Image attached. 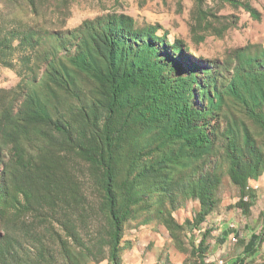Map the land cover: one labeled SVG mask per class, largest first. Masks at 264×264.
I'll use <instances>...</instances> for the list:
<instances>
[{
	"label": "rangeland",
	"instance_id": "1",
	"mask_svg": "<svg viewBox=\"0 0 264 264\" xmlns=\"http://www.w3.org/2000/svg\"><path fill=\"white\" fill-rule=\"evenodd\" d=\"M247 1L260 12L259 19L241 4ZM115 13L133 16L140 31L156 27L171 51L172 44L181 40L182 51L167 59L179 65L181 75L192 71L199 81L215 76L219 88L233 73L236 50L252 54L264 50V0H204L201 7L197 0H0L1 163L10 160L3 130L12 121L21 129L20 141L28 158H38L46 143L58 139L50 125L24 128L19 121L30 96L45 115L70 125L78 137L94 138L102 125V88L72 65L70 55L76 51L78 30L86 22ZM196 96L200 108L210 106L207 97L199 99L198 88ZM213 116L215 130L230 122L243 136L248 128L249 145L264 161V131L240 105L225 99ZM157 131L155 126L136 123L130 132L131 145L148 151L155 145ZM243 145L247 146L245 137ZM189 154L185 169L173 174L175 183L167 192L151 185L143 187V200L131 206L124 225L122 264H193L202 257L207 264H264V171L249 181L248 193L256 199L246 212L237 204L241 189L230 177L219 139L210 152ZM56 157L78 193L64 194L59 189L48 201L20 213L14 227L15 239L22 245L19 264H111L110 229L99 185L102 169L71 149L57 151ZM205 171L219 175L221 183L213 210L199 228H193L189 221H194L202 206L183 184L189 185ZM126 174L127 165L120 181ZM171 217L181 227L170 230L166 221ZM209 229V248L202 254L199 243ZM3 231L0 220V236ZM254 246L257 251L247 254Z\"/></svg>",
	"mask_w": 264,
	"mask_h": 264
},
{
	"label": "trees",
	"instance_id": "2",
	"mask_svg": "<svg viewBox=\"0 0 264 264\" xmlns=\"http://www.w3.org/2000/svg\"><path fill=\"white\" fill-rule=\"evenodd\" d=\"M203 2L197 0L198 6ZM241 4L254 18L261 17L250 1ZM156 31L152 26L138 30L135 18L125 13L88 21L78 30L79 41L75 44V53L70 55L71 63L102 88L103 101H99L103 107L102 125L94 138L78 137L70 125L48 117L31 96L19 121L24 128L50 125L58 139L52 138L46 143L38 158H28L20 141L18 124L14 126L12 121L5 126L4 139L10 147V160L8 164L0 162V220L4 227L0 236V264L23 261L19 251L22 245L16 241L14 229L20 213L29 211L34 204H42L43 200L48 201L59 189L64 190V194L78 193L74 192L72 178L62 172L61 162L56 157V152L63 149L76 151L82 159L102 169L99 185L110 229L111 264H122L124 225L130 217L131 206L144 198L142 188L151 185L167 192L175 183L173 174L185 169L188 154L210 152L217 139L229 162L230 177L241 189L237 204L244 211H250L256 196L248 193L249 181L263 173L264 161L257 158L256 150L249 145L248 128L241 136L233 123L228 122L223 129L215 130L211 120L225 99H231L264 131V50L260 54L236 50L233 73L219 88L215 76L209 81H199L192 71L187 76L181 75L179 65L167 57L182 51V41L174 42L171 51L164 37ZM165 48L167 54L163 55ZM197 88L199 99L207 97L209 107L200 108L195 103ZM136 123L158 129L155 145L148 151L137 150L131 145L130 132ZM244 137L247 146L243 145ZM186 150L189 153L184 154ZM1 155L0 152V158ZM126 165L127 174L120 181L121 170ZM220 183L219 175L205 171L189 185L183 184L202 206L194 221H189L193 228H199L213 210L215 191ZM19 204H22L20 208ZM171 218L166 221L170 230L174 226L181 227ZM210 233V229L206 230L199 243L198 250L202 254L209 248L207 237ZM262 238L259 237L260 242ZM256 251L254 246L247 254ZM193 264L207 263L202 257Z\"/></svg>",
	"mask_w": 264,
	"mask_h": 264
},
{
	"label": "built area",
	"instance_id": "3",
	"mask_svg": "<svg viewBox=\"0 0 264 264\" xmlns=\"http://www.w3.org/2000/svg\"><path fill=\"white\" fill-rule=\"evenodd\" d=\"M246 200L248 199V197L245 198Z\"/></svg>",
	"mask_w": 264,
	"mask_h": 264
}]
</instances>
